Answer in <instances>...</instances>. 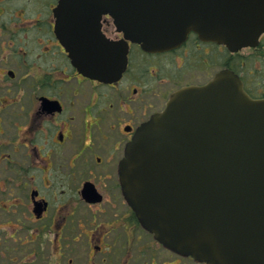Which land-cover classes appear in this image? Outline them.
Here are the masks:
<instances>
[{"label":"flooded vegetation","instance_id":"af4514ba","mask_svg":"<svg viewBox=\"0 0 264 264\" xmlns=\"http://www.w3.org/2000/svg\"><path fill=\"white\" fill-rule=\"evenodd\" d=\"M69 1L74 42L58 35L62 0H0V264H208L144 226L119 168L139 127L186 86L226 70L264 98V32L239 50L191 33L147 52L100 14V0ZM100 38L115 54L127 48L115 81L86 75L72 55L101 69Z\"/></svg>","mask_w":264,"mask_h":264},{"label":"water","instance_id":"95a60500","mask_svg":"<svg viewBox=\"0 0 264 264\" xmlns=\"http://www.w3.org/2000/svg\"><path fill=\"white\" fill-rule=\"evenodd\" d=\"M72 6L62 0L58 10L64 42L78 22ZM99 10L148 51L176 47L192 31L237 50L264 31V0H100ZM100 43L101 69L87 65L81 49L72 55L85 74L111 81L127 55ZM120 179L140 219L170 249L208 264H264V98L249 96L233 72L172 95L129 143Z\"/></svg>","mask_w":264,"mask_h":264}]
</instances>
